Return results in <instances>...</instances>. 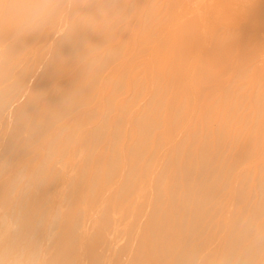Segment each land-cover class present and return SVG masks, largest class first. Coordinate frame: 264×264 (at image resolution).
Returning a JSON list of instances; mask_svg holds the SVG:
<instances>
[{
	"label": "bare ground",
	"instance_id": "bare-ground-1",
	"mask_svg": "<svg viewBox=\"0 0 264 264\" xmlns=\"http://www.w3.org/2000/svg\"><path fill=\"white\" fill-rule=\"evenodd\" d=\"M181 1L59 0L26 32L0 10V264H209L221 241L264 264V0L208 25ZM101 221L126 238L88 255Z\"/></svg>",
	"mask_w": 264,
	"mask_h": 264
},
{
	"label": "rangeland",
	"instance_id": "rangeland-1",
	"mask_svg": "<svg viewBox=\"0 0 264 264\" xmlns=\"http://www.w3.org/2000/svg\"><path fill=\"white\" fill-rule=\"evenodd\" d=\"M183 1V0H182ZM181 1V2H182ZM189 1L190 0H188V1H186V2H188L189 3ZM193 3H195V2H198V6H197V3H195V4H192L191 2V4L192 5H196V6H194L195 8H198V9H200V10H197L198 12H197V14H194V18L195 19H197V17L200 19L199 21H201L202 22V24H204L203 23V21L205 22V24L206 23H210V22H212V20H215V18L218 20V18L221 20H218L217 22L218 23H220V22H222L221 24H224V23H226V21L229 19V16H228V14L230 13V12H232L235 8H239L240 9V6H242V5H248L249 4V2H246L245 0H239V1H234V0H205L206 2V5L209 7V5H211V4H215L216 5V3L217 2H219V1H222V3H220L219 4V6H215V5H211L210 6V8L209 9H211L210 11H207L208 9H206L207 8V6H205L206 8H203V10H204V13H202L203 12V10L201 11V4H200V2L202 1V0H191ZM217 1V2H216ZM245 1V3L243 4V2ZM184 2V1H183ZM182 2V3H183ZM204 1H202V3H203ZM64 3H66V2H64ZM208 3H209V5H208ZM117 4V3H116ZM181 4V3H180ZM199 4H200V7H199ZM63 6H64V4H62ZM178 5H179V3H178ZM203 5V4H202ZM62 6V7H63ZM180 6V5H179ZM215 6V8H212V7H214ZM65 8V7H64ZM213 9V10H212ZM207 12H206V11ZM201 11V12H200ZM246 12V11H245ZM200 13H202V14H204V15H199ZM244 13V12H243ZM239 14V13H238ZM238 14H236V13H232V15L234 16L235 15V19H236V21H238L239 19H240V17L243 15H238ZM196 15V16H195ZM223 15V16H222ZM237 16V17H236ZM227 17H228V19H227ZM210 19V20H209ZM212 19V20H211ZM207 20H209V21H207ZM125 22H127L126 20H125ZM5 24H3V27L2 26H0L1 28V31H0V33L1 34H5L6 36H7V32H9V34H11L12 33V31H9L10 30V28L8 29V28H6L5 26H4ZM45 25H48V26H46V27H49L50 29V31L49 30H47L48 28H46V27H43L42 29H41V33L43 34V36L46 34V32L47 33H50L51 32V29L53 28V26H51V25H53V24H45ZM206 25H208V24H206ZM52 28H51V27ZM121 27H124V25L123 26H121ZM5 28H6V30H5ZM45 28V29H44ZM11 30H13L12 28H11ZM14 31V30H13ZM42 31H44V32H42ZM42 34H41V36H42ZM4 35V36H5ZM30 34H28V36H29ZM35 42V41H34ZM38 42V41H37ZM33 44H35V43H33ZM39 46V45H38ZM168 50H169V53L171 52V50L172 49H170V48H168L167 50H166V52L165 53H167L168 52ZM168 53V54H169ZM36 55V54H35ZM38 56L39 55H37L35 58H34V55L33 54H28L27 55V61H26V64H28V66L29 67H31V68H33V69H36L37 67V62H38ZM31 57V59H32V61H34V62H36V65L35 64H33L34 62H32L31 61V59H29L28 60V58H30ZM38 60H37V59ZM35 59V60H34ZM37 60V61H36ZM32 62V65H30V63ZM263 62L262 63H260L259 64V69H261V67L262 68H264L263 66H262V64L264 65V59L262 60ZM35 65V67L36 68H34L33 66ZM29 69V68H28ZM32 69V71H34ZM35 72V71H34ZM28 73H30L31 74V69L28 71ZM33 73V72H32ZM29 74V75H30ZM34 74V73H33ZM92 124L93 123H89V125L90 126H92ZM75 127H77V126H73V127H70V128H68V130H73ZM52 129H55V126L52 128ZM4 130H6V129H3V130H0V144L2 143V141H3V131ZM109 131V130H108ZM107 131V132H108ZM76 160V159H75ZM74 160V161H75ZM1 162L2 161H0V166H1ZM7 169H9V167H7L6 168V172H7ZM10 170V169H9ZM7 176H10L8 173H5L4 174V177H7ZM8 178V177H7ZM3 179H5V178H3ZM6 180V179H5ZM252 184V183H251ZM249 185L248 187H247V190H246V192H247V194H249L250 192H251V190L253 189L252 187V185ZM252 189H251V188ZM251 189V190H250ZM250 195H251V193H250ZM1 199V198H0ZM132 199L133 200H136V204L133 206V205H131L132 207H130V208H126V209H124L122 212H128V216H127V218H129L130 217V214L131 213H133L135 216H138V212H139V208H137V207H140V205H141V201H139V200H137L138 199V195H137V192H133V194H132ZM112 203V202H111ZM111 203H109V204H107L108 205V207H111ZM57 206H56V205ZM163 205H165V204H162V206ZM52 206V207H51ZM113 206V205H112ZM136 206V207H135ZM156 206L157 207H160L161 206V204H156ZM47 207H48V209H52V208H55V207H60V208H65V206L64 205H62L61 204V202L59 201V198H58V200H54V202H50V203H48L47 204ZM77 207V206H76ZM0 208L2 209L3 208V204H1V200H0ZM113 208V207H112ZM69 209H71V210H73V209H75V207H70ZM42 210H44V207H42L41 208V211ZM117 212H115L113 215H112V213L110 212V211H108V214L107 215H105L104 216V219H111V220H113V217L115 216V214H116ZM223 220H226V218H223ZM127 222H128V220H125L123 223L124 224H127ZM106 226L108 227V228H110L106 223H104V221H101L100 223L98 222V223H96V224H94V227H91V228H93L92 229V234H91V239L90 240H88V241H86L85 239L84 240H82L81 241V243H87L88 244V246L89 247H87V248H89V252H88V255H89V253L91 252V255H95L97 252H99L100 250H102L103 249V244H104V240H106V242H107V247L110 245V242H109V239L110 238H112V239H114V241L117 239L116 237H118V240H116V242H117V245L120 243H122V241H124V239H123V237L124 238H126L125 237V230H126V226H123V227H119L118 228V232L120 233L121 232V234H119V233H117V234H115V235H113V236H110V235H107L106 236V234H104V227L106 228ZM122 230H121V229ZM122 232H123V234H122ZM213 232H211V233H208L207 235L208 236H210L211 234H212ZM122 237H121V236ZM215 244H217L218 246V248H219V250H218V252H217V255H216V257H214V258H212L211 259V261H210V263L209 264H221V258L223 257V252H224V249L226 248V245H224L223 243H222V241L221 242H213V243H211V245L210 246H212V245H215ZM111 246L113 247L114 246V244L113 243H111ZM224 247V248H223ZM15 248H18V246L17 247H15ZM8 249L10 250V251H13V247L12 246H9L8 247ZM112 256V255H111ZM79 258V257H78ZM70 259V256L69 255H65V256H57L56 258H55V260H54V262H56V263H59V264H61V263H65V262H68V260ZM142 259H146L147 260V257H145V258H142ZM148 259L150 260V257H148ZM200 257H198V259L196 260V262L194 263V264H200ZM19 261H21V259H19ZM75 264H87V259H83V258H79V261L78 262H76ZM138 264H155L154 262H144V263H138ZM164 264H170V261L169 260H167L166 262H164Z\"/></svg>",
	"mask_w": 264,
	"mask_h": 264
},
{
	"label": "clouds",
	"instance_id": "clouds-1",
	"mask_svg": "<svg viewBox=\"0 0 264 264\" xmlns=\"http://www.w3.org/2000/svg\"><path fill=\"white\" fill-rule=\"evenodd\" d=\"M0 10L6 20H10L21 31L39 27L61 9L59 0H0Z\"/></svg>",
	"mask_w": 264,
	"mask_h": 264
}]
</instances>
